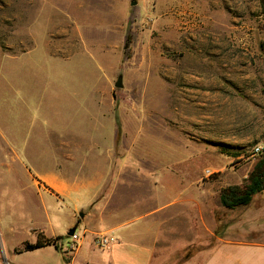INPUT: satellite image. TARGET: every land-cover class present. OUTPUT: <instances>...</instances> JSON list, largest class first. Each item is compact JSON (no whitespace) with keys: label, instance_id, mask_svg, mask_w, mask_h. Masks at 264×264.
I'll use <instances>...</instances> for the list:
<instances>
[{"label":"rangeland","instance_id":"rangeland-1","mask_svg":"<svg viewBox=\"0 0 264 264\" xmlns=\"http://www.w3.org/2000/svg\"><path fill=\"white\" fill-rule=\"evenodd\" d=\"M257 145L264 0H0V264L69 263L67 235L58 250L16 252L38 241L36 230L64 234L73 214L74 198L38 171H85L103 155L114 165L136 156L142 172L163 161L197 166L221 205L224 189L250 184ZM240 210L217 211L216 236L174 222L166 264L194 259L217 237L257 238L228 231Z\"/></svg>","mask_w":264,"mask_h":264},{"label":"crops","instance_id":"crops-1","mask_svg":"<svg viewBox=\"0 0 264 264\" xmlns=\"http://www.w3.org/2000/svg\"><path fill=\"white\" fill-rule=\"evenodd\" d=\"M46 142L59 145L58 139ZM99 158L97 164L91 162L85 171L65 172L55 165H51L49 170L38 171L39 177L56 194L66 199L74 198L73 214L64 234L58 235L54 230L52 234L45 230L34 231L37 240L39 234L46 239H55L68 236L70 229L75 228L82 240L72 256L70 251L62 250L68 264H93V255L99 256L102 261L104 254L105 264H154L158 259L159 264H166L164 258L169 256L170 241L178 232L175 227L172 228L174 222L187 220L193 230L195 226L200 225L201 230L205 226L210 236H216L217 211L234 212L239 209H242L238 211L241 219L236 227L233 224L228 231L237 228L242 237L257 235V238L217 237L216 244L202 249L194 259L192 257L184 264H264V193L255 195L247 207L227 210L219 204L217 188L200 184L202 172H198L197 176L192 174L197 166L185 169L179 165L180 168L173 169L163 161L164 170L160 166L156 170L142 172L138 169L136 156L119 165H114L112 156ZM176 173L183 177L175 184L179 177ZM188 177H194V182L186 183ZM169 178L173 180L167 181ZM195 187L200 191L207 189V199L200 198ZM139 206L143 209H138ZM192 212L195 213L193 217L188 215ZM78 229L82 230L81 233ZM101 234L116 238V242L103 251L95 244ZM51 248L59 249L47 246L41 250ZM84 252L87 256L81 261Z\"/></svg>","mask_w":264,"mask_h":264},{"label":"trees","instance_id":"trees-1","mask_svg":"<svg viewBox=\"0 0 264 264\" xmlns=\"http://www.w3.org/2000/svg\"><path fill=\"white\" fill-rule=\"evenodd\" d=\"M264 191V151L261 163L256 167L251 174L250 184L244 188L229 187L221 192L222 206L227 210H235L237 208L249 206L255 195ZM72 230V229H71ZM70 230V231H71ZM64 237H57L55 239H46L43 234H39L36 243H27L24 250L18 249L16 252L23 253L24 251H34L45 248L47 246H55L58 249V241Z\"/></svg>","mask_w":264,"mask_h":264},{"label":"built area","instance_id":"built-area-1","mask_svg":"<svg viewBox=\"0 0 264 264\" xmlns=\"http://www.w3.org/2000/svg\"><path fill=\"white\" fill-rule=\"evenodd\" d=\"M264 147L262 145H257L254 148V154L255 155H259L261 153H263ZM71 240H70V244H69V250L70 251H75L82 240V237L79 235V233L76 231L74 233V235L70 236ZM116 242V238L114 236H110L108 234H101L99 235L96 240H95V244L99 247V248H107L110 245H112L113 243Z\"/></svg>","mask_w":264,"mask_h":264},{"label":"water","instance_id":"water-1","mask_svg":"<svg viewBox=\"0 0 264 264\" xmlns=\"http://www.w3.org/2000/svg\"><path fill=\"white\" fill-rule=\"evenodd\" d=\"M115 86H116V88H119V89H122V88L124 87L123 77H122V76H120V77L118 78V81H117V83L115 84ZM75 232H76V229L73 228V229L68 233V236H72V235H74Z\"/></svg>","mask_w":264,"mask_h":264}]
</instances>
